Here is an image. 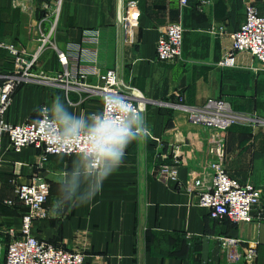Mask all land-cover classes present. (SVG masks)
Instances as JSON below:
<instances>
[{
	"label": "crops",
	"instance_id": "crops-1",
	"mask_svg": "<svg viewBox=\"0 0 264 264\" xmlns=\"http://www.w3.org/2000/svg\"><path fill=\"white\" fill-rule=\"evenodd\" d=\"M53 1L0 0V42L35 54L42 46V30L52 45L40 53L39 67L49 76L62 71L53 47L67 52L77 46L98 54L97 75L85 80L88 89L74 87L68 93L48 84L21 86L8 122H35L57 98L70 114H99L102 98L91 89L101 86V77L114 70L122 82L151 101L144 112L150 135L128 146L123 164L103 182L90 203L66 204L55 213L59 180L65 172L71 176L78 156H49L44 162L41 150L26 148L14 154L9 151V140L3 138L0 204L18 201L17 183H30L37 177L46 181L51 188L50 217L35 223V236L80 251L92 264H264V220L259 219L264 213L257 208L252 223L235 224L226 218H211L198 205L195 183L202 180V188L209 187L217 161L210 153L214 147L211 133L190 124L184 113L159 105L175 103L181 92L190 106L224 99L235 111L264 121V72L258 70L259 64L241 53L236 68L218 66L231 48L229 35L246 20L248 5L262 8L264 0H189L186 8L180 0H135L140 17L129 36L123 18L132 0H62L58 16L47 15L40 24L42 5ZM172 23L184 28V53L175 63H161L157 40ZM214 28H223L225 33L219 35ZM89 30L99 31V39L85 36ZM0 53L8 57L5 50ZM10 68L0 62V85ZM177 155L178 180L161 178L159 163L165 156ZM221 163L232 178L261 188L264 202V124L230 128ZM77 179L83 191L88 179L83 175ZM10 216H14L11 210L0 208V264L6 262V240H12L21 228Z\"/></svg>",
	"mask_w": 264,
	"mask_h": 264
},
{
	"label": "built area",
	"instance_id": "built-area-1",
	"mask_svg": "<svg viewBox=\"0 0 264 264\" xmlns=\"http://www.w3.org/2000/svg\"><path fill=\"white\" fill-rule=\"evenodd\" d=\"M180 2L183 7H189V0H180ZM61 6L62 0H55L52 4L44 3L40 10L42 17L40 24L46 21L47 15L58 16ZM126 9L123 21L125 33L129 36L137 27L140 17L139 3L132 0L127 4ZM246 15V20L240 29L229 35L232 41L231 48L225 53L218 66L223 69L236 68L238 55L246 53L259 64L258 70L264 72V5L258 8L249 4ZM214 31L219 35L225 33L223 28H216ZM40 34L42 46L35 54L15 44L0 42V49L5 50L12 59V70L3 77L0 87V154L4 153L1 141L7 138L10 144L9 151L12 153L20 154L26 148H35L43 152L42 159L45 162L49 156L77 155L73 149L62 150L55 147L53 140L45 134L46 114L35 122L22 125L9 123L7 115L14 95L21 86L31 83L62 87L67 93L74 87L88 89L85 80L96 77L98 54L86 52L81 46L72 47L67 52L53 47L58 53L62 71L51 77L39 67L40 53L47 45H52L50 36L42 30ZM85 36L97 40L100 33L97 30H89L85 32ZM183 46L184 28L178 23L169 24L157 40V60L167 64L177 62L183 56ZM101 81V86L91 90L101 96L102 102L105 97H119L131 102L143 113L151 104V101L141 92L122 82L114 70L107 71L101 77ZM176 97L175 103L162 102L159 105L184 113L190 124L209 131L214 145L210 153L217 159L212 167L209 187L202 188V180L195 183V190H199L198 205L208 210L210 217L215 220L226 218L235 224L252 223L255 220L253 212L257 208L264 213L263 190L242 184L232 178L221 162L225 157L227 133L230 128L236 125L255 127L262 124L261 120L256 116L235 111L224 99H210L203 106L195 107L187 104L186 97L181 92ZM179 165L178 155L172 159L165 156L158 166L159 176L164 179L178 180ZM15 191L25 214L21 220L19 233L12 235L8 245L5 264H92L80 251H69L35 236V223L46 221L50 217L47 204L51 188L46 181L37 177L30 183H17ZM259 219L264 220V218Z\"/></svg>",
	"mask_w": 264,
	"mask_h": 264
},
{
	"label": "clouds",
	"instance_id": "clouds-1",
	"mask_svg": "<svg viewBox=\"0 0 264 264\" xmlns=\"http://www.w3.org/2000/svg\"><path fill=\"white\" fill-rule=\"evenodd\" d=\"M103 104L104 110L99 114L77 116L70 114L57 98L45 110V134L55 147L73 149L78 156L71 176L65 172L59 180L60 198L54 202V213L66 204L90 203L101 191L103 182L123 164L128 146L134 141L143 142L150 135L146 115L131 102L105 97ZM81 175L88 179L83 191L79 190L77 179Z\"/></svg>",
	"mask_w": 264,
	"mask_h": 264
},
{
	"label": "rangeland",
	"instance_id": "rangeland-1",
	"mask_svg": "<svg viewBox=\"0 0 264 264\" xmlns=\"http://www.w3.org/2000/svg\"><path fill=\"white\" fill-rule=\"evenodd\" d=\"M214 29H216V28H214ZM131 34H132V32H131ZM184 36H185V34H184ZM183 53H184V46H183ZM0 62L3 63L4 65H6L8 63L11 66V68L8 70V74H9L11 72V70H12V59L10 58L9 54H8V57H6L2 53H0ZM1 86H2V84L0 85V87ZM261 122H262V124H259V125H263L264 124V121L261 120ZM259 125H257V126H259ZM8 199L12 200V198H8ZM16 201H14V199H13V201H9V202L7 201L6 204H0V208H2V210H6V208H8L14 214V216H10V220H11V222H14V219L17 220L16 221V225L14 224L15 226H17V224L21 223L22 217L25 214V211H24L23 207L20 205V202H18V201L16 202ZM19 228H20V226H19ZM0 229H1V225H0ZM9 239L6 240L5 248H6V245L8 244V242L10 243V241H11V240L9 241Z\"/></svg>",
	"mask_w": 264,
	"mask_h": 264
}]
</instances>
